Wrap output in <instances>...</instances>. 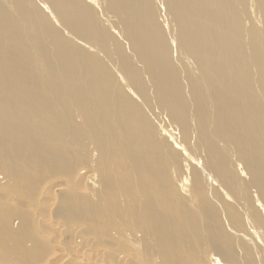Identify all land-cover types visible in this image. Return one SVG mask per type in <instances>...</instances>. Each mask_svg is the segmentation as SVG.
Here are the masks:
<instances>
[{
    "label": "bare ground",
    "instance_id": "obj_1",
    "mask_svg": "<svg viewBox=\"0 0 264 264\" xmlns=\"http://www.w3.org/2000/svg\"><path fill=\"white\" fill-rule=\"evenodd\" d=\"M147 1L0 0L2 160L9 164L18 189L25 190L20 167L31 173L41 160L52 163L57 154L53 146L69 150L72 143L80 144L79 135H69L80 130L105 159L109 175L105 185L96 181L98 169L84 168L86 187L95 193L102 184L104 194L120 187L130 199L128 179H135L145 198L126 208L138 219L137 232L157 241L161 254L175 251L178 261L204 256L207 264H256L258 257L264 260V190L258 186L264 185V178L255 175L260 169L256 157L264 153V0H251L262 29L245 28L250 24L245 21L254 18L245 20L239 6L249 0H150L159 5L153 9ZM162 18L173 58L189 73L191 98L183 96L182 89L173 90L161 69L150 21ZM144 71L151 77L149 86L142 82ZM147 107V113L162 122L158 129L148 120ZM245 109L252 113L247 115ZM169 126L181 129L172 133ZM184 131L190 136L179 142L175 136ZM213 137L221 138L222 151L231 158L221 163L206 153ZM164 142L183 148L181 161L172 158L173 180L156 167L159 156H170L160 150ZM227 160L236 175L225 165ZM196 169L199 178L193 177ZM204 181L211 194L200 189ZM229 184H243L249 199L241 203L239 197L230 198L237 203L232 205L234 223L223 235L213 216L228 214ZM80 200L78 205L86 210L88 200ZM80 224L75 232L87 238ZM3 233L8 238L15 234Z\"/></svg>",
    "mask_w": 264,
    "mask_h": 264
},
{
    "label": "rangeland",
    "instance_id": "obj_2",
    "mask_svg": "<svg viewBox=\"0 0 264 264\" xmlns=\"http://www.w3.org/2000/svg\"><path fill=\"white\" fill-rule=\"evenodd\" d=\"M147 4L148 9H153L154 7L159 8L157 2H151L148 0ZM239 8L242 11H240L242 16L246 15L244 17L245 20L254 18L251 19V21H245L246 23L251 24L245 25V28L247 27L250 29L253 26L258 29L263 28V24L261 22L259 24L258 18H256L257 15L255 12L258 14V9L254 2L249 0L246 5L239 6ZM251 12L255 15L251 14ZM163 19L164 18H162V20L152 19L150 21L152 26H150L152 36L153 38L155 36V41L158 42L156 52L159 56V62L161 61L162 63L163 68L161 67V69L167 76L169 82L173 83L171 85L173 90L182 89L184 90L183 96L191 98L194 95L192 93V89L194 90V87L190 81L188 71L182 65H178L176 59L173 58L171 44L166 37V26L162 22L164 21ZM255 19H257V21ZM254 20L256 22L252 24V21L254 22ZM116 40L124 46L123 41L119 39V37H117ZM125 41L127 44L128 41ZM151 81L152 80L149 74L144 71L142 82L145 83V86H149ZM147 93L148 90L145 88V94ZM207 96L211 98L213 97V94L210 93L207 94ZM209 102H211V100ZM158 108L154 109L159 110L160 108ZM149 109L150 108L147 107L145 113H147ZM192 109L194 110V108ZM160 111H162V109H160ZM246 111L248 113H252V109H245L244 112ZM247 112L246 114L248 115ZM147 114H149V112ZM149 115H147L149 118L148 120L151 121V123H153L157 129V125H163L162 122L158 121V123L157 120L155 121V119H153V115ZM165 117H167L165 118L166 120L169 119L168 114H165ZM77 123L79 124L80 120H78ZM165 124L169 125L166 122ZM171 126L176 128L177 125L171 124ZM175 128H171L169 126V130H173L172 133H178V131L181 129L180 127L179 129L177 128V130ZM71 134L79 135L80 137H78V140H80L81 143H72L69 150H65L62 146H53L56 149L57 154L55 157H53L52 163L46 162L49 160V158L46 160H41L37 162L34 168H31V173L27 172V167H20L23 172L22 180L25 187V190L21 191L19 190L21 188L16 183L13 173L8 171L9 164L2 160V157L5 154L6 146L3 143H0V264H43L45 261H47V259L50 260L47 264H87V262L84 261L82 254H85L87 259L94 260L95 264H207L204 256L196 261L175 260V251H169L167 254L163 255L161 254V247L157 241L145 240L144 236L137 232L138 219L131 215L129 208H126L131 206L132 201L135 203H143L141 199L145 198V193L141 190V187H139L135 179H128L130 185L129 189H132V197L130 199L128 196H126V198L123 197L125 194L120 187H118V192L120 191L119 193L117 191L110 192L108 190L110 193L105 191L108 195L104 194V192H102L104 191L103 187L101 186L103 183L106 185V180L109 176L106 174L107 166L103 163L104 158L100 159L98 151L94 145L91 144L90 138L88 139V137L83 136L80 133V130L70 133L69 135ZM189 136L190 135L186 134V131H184L181 132L180 135L177 134L175 137L179 142H181V138L184 139L185 137V139H187ZM82 137H84V139ZM222 147L223 144L221 138L213 137L209 144L208 150H205L206 153L215 155L216 160L221 161L222 163V159L231 158L230 155H227V151H222ZM182 149L183 148L181 147L170 146L166 143L160 147V150L165 151L170 155L166 157L159 156V161H157V170L160 173L164 172L165 179L173 180L176 178V172H174L175 168L174 163H172V158H176L178 162L181 161L183 158ZM258 163L260 165V169H256L255 175L261 174L262 178H264V153L261 155L258 154V158L256 157V164ZM225 165L229 166L230 171L234 174V168L231 164V161L227 160ZM84 168L89 171L98 169L99 176L97 175L96 181L102 182V184L99 185L98 182H96L98 185L95 193L94 191H90L87 188L88 184L86 176L88 174H82ZM78 172H80L79 177H77V174H79ZM172 176L174 178H172ZM193 177L199 178L198 169L195 170ZM116 178L120 177L117 176ZM239 178L241 177L239 176ZM165 185H167L166 182ZM258 186L261 190H264V185L259 184ZM259 188H256V190H259ZM139 189L142 191V193L139 192ZM159 189L163 194L165 193L162 191L163 186L160 184ZM200 189H202V192L207 191V193L211 194V190L208 188L205 181ZM61 190H64L62 191L63 194L62 192L60 193ZM87 190L90 192V194H86L88 192ZM97 190L101 193H99ZM226 191L229 201L228 214L224 215L222 218H219L216 215L213 216L215 228L223 235L226 234L227 230H229V228L234 223L232 218V205H237V203H232L230 198L239 197L241 203L249 199L243 184H229L227 185ZM79 193L83 194L82 198H80L81 195H79ZM113 193L115 194L113 195ZM106 196H108V199L110 198V200H107ZM55 198L58 204H56ZM78 198L79 200L82 199L83 201L86 199L88 200L89 203L87 204L88 206H86L87 209L85 208L86 210H84V205H78V203L81 202V200L80 202L78 201ZM57 199L60 200V202ZM112 200H116L117 202ZM110 202L114 203L111 204ZM55 205L56 207H52ZM104 205L105 208L106 206L109 208L107 210L109 213L103 210ZM119 208L121 210H119ZM181 208H189L191 210L197 209L188 205H183ZM113 209H116L115 212L117 213L118 211V213H110V211L112 212ZM95 210L97 213H93ZM98 211H101V213ZM90 212L92 213L90 214ZM84 218H87L86 226L88 225L91 227V224H93V228L95 226L93 231L88 226L87 227L89 229L86 228L85 230ZM89 218H92L93 221H91L92 219L89 221ZM40 220H42V224ZM58 223L62 227L59 226ZM87 223L91 224L89 225ZM79 224L83 226L82 229L84 233L86 232V235L88 236L87 238L86 236H83L85 234L80 235L81 237L79 236L78 238V234L75 231ZM52 226L58 227L53 228ZM62 228L64 230H62ZM14 230L19 232L17 233V231L15 232ZM3 231L15 234L13 238H8L6 234V236L4 235ZM61 231L65 236L61 234ZM91 234L94 236L92 237ZM2 235H4L3 237L5 240H10H6V242H4L5 240L2 239ZM61 235L63 237H61ZM93 245L94 247H92ZM200 250L202 251V248ZM254 250L256 253L258 252L257 248ZM67 252L68 254H66ZM86 253L89 254V257ZM103 253H105V255ZM71 255H73L74 258ZM68 256L70 259L67 260ZM165 256H167V258H164ZM102 257H106L107 261H105L106 259H103ZM12 258L15 260L11 261ZM69 260H74L75 262ZM263 261L264 260L262 258L258 257L256 264H262Z\"/></svg>",
    "mask_w": 264,
    "mask_h": 264
}]
</instances>
